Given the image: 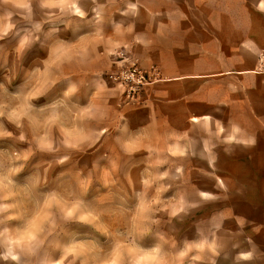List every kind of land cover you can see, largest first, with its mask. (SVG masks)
Segmentation results:
<instances>
[{
  "label": "rangeland",
  "instance_id": "rangeland-1",
  "mask_svg": "<svg viewBox=\"0 0 264 264\" xmlns=\"http://www.w3.org/2000/svg\"><path fill=\"white\" fill-rule=\"evenodd\" d=\"M22 2L0 0V229L47 219L0 264H137L154 246L166 264H264V162L223 117L230 99L262 105L264 0H181L194 37L172 73L95 34L86 0ZM134 61L152 82L132 98L110 74ZM187 242L214 248L181 257Z\"/></svg>",
  "mask_w": 264,
  "mask_h": 264
},
{
  "label": "crops",
  "instance_id": "crops-1",
  "mask_svg": "<svg viewBox=\"0 0 264 264\" xmlns=\"http://www.w3.org/2000/svg\"><path fill=\"white\" fill-rule=\"evenodd\" d=\"M87 5L82 7L88 19L93 21L94 31L97 35H120L128 36L130 42L135 39L139 40L131 43L135 50L155 53V60L167 72L172 73L174 68V56L177 49L175 44L180 41L179 36L186 40L190 35L189 29H182L179 26L181 19L188 20L194 18L195 13L190 15L189 9L182 8L181 0H86ZM95 21H99L98 23ZM122 30V32H121ZM179 38V39H178ZM264 45V40L262 41ZM134 50V51H135ZM241 52L240 49L236 50ZM242 64L234 63L231 66L235 69L237 75L223 76V82L234 80L236 89L239 84H244L245 79L242 74ZM231 72V71H230ZM258 79L264 80V76H257ZM227 96V95H226ZM228 101V98H226ZM262 105L259 102H253L252 105H244L242 99H230L228 106H223V117H233V123L236 130L251 133L250 138L254 140H264V99ZM244 106L251 110L244 111ZM251 123L250 127H243ZM252 142L251 157L248 162H264L260 157H264V145ZM249 154V152H247Z\"/></svg>",
  "mask_w": 264,
  "mask_h": 264
},
{
  "label": "clouds",
  "instance_id": "clouds-1",
  "mask_svg": "<svg viewBox=\"0 0 264 264\" xmlns=\"http://www.w3.org/2000/svg\"><path fill=\"white\" fill-rule=\"evenodd\" d=\"M25 7H27V5ZM23 43H27V40L25 39ZM62 50L63 49H60L59 51ZM59 51L54 49L51 54L59 55ZM72 90L74 91V88ZM47 206L48 205H45V207ZM72 211H75V209ZM71 214L72 212H69V215ZM46 219V215L43 213H37V215L24 222L20 227L14 229H0V249H2V251H0V259L18 260V255H14V253L30 249L35 244L39 243V236L40 233L44 231V222ZM0 223H2V221H0ZM205 247L214 248V245L187 242L185 248L181 250L180 256L186 257L189 253L197 252ZM136 255L139 257L137 264H166V261L161 259L162 250L159 246H154L150 249L137 250ZM192 258L197 261L201 259L199 255H194Z\"/></svg>",
  "mask_w": 264,
  "mask_h": 264
},
{
  "label": "built area",
  "instance_id": "built-area-1",
  "mask_svg": "<svg viewBox=\"0 0 264 264\" xmlns=\"http://www.w3.org/2000/svg\"><path fill=\"white\" fill-rule=\"evenodd\" d=\"M151 76L136 61L124 69L110 74V78L117 81L125 89L127 95L132 98L140 97L145 87L152 82Z\"/></svg>",
  "mask_w": 264,
  "mask_h": 264
},
{
  "label": "snow or ice",
  "instance_id": "snow-or-ice-1",
  "mask_svg": "<svg viewBox=\"0 0 264 264\" xmlns=\"http://www.w3.org/2000/svg\"><path fill=\"white\" fill-rule=\"evenodd\" d=\"M19 6H20V7H25V6H26V4H25V3H23V2H22V0H20ZM113 264H115V262H113Z\"/></svg>",
  "mask_w": 264,
  "mask_h": 264
},
{
  "label": "bare ground",
  "instance_id": "bare-ground-1",
  "mask_svg": "<svg viewBox=\"0 0 264 264\" xmlns=\"http://www.w3.org/2000/svg\"><path fill=\"white\" fill-rule=\"evenodd\" d=\"M195 119H197V118H195Z\"/></svg>",
  "mask_w": 264,
  "mask_h": 264
}]
</instances>
